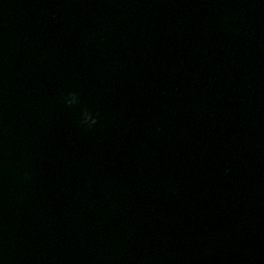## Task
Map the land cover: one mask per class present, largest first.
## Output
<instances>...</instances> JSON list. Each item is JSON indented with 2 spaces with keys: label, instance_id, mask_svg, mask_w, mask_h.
Returning <instances> with one entry per match:
<instances>
[{
  "label": "water",
  "instance_id": "1",
  "mask_svg": "<svg viewBox=\"0 0 264 264\" xmlns=\"http://www.w3.org/2000/svg\"><path fill=\"white\" fill-rule=\"evenodd\" d=\"M0 264H264V0H0Z\"/></svg>",
  "mask_w": 264,
  "mask_h": 264
},
{
  "label": "clouds",
  "instance_id": "2",
  "mask_svg": "<svg viewBox=\"0 0 264 264\" xmlns=\"http://www.w3.org/2000/svg\"><path fill=\"white\" fill-rule=\"evenodd\" d=\"M63 100L68 106H79L82 102L80 94L76 91L66 93L63 96ZM98 120V114H94L90 109L86 107L83 108L81 113V124L83 126L91 128L98 123Z\"/></svg>",
  "mask_w": 264,
  "mask_h": 264
}]
</instances>
